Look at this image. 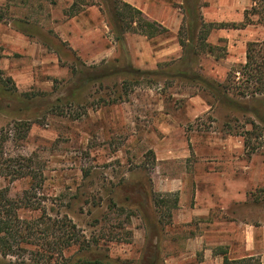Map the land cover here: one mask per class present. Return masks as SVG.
Masks as SVG:
<instances>
[{"label":"rangeland","instance_id":"1","mask_svg":"<svg viewBox=\"0 0 264 264\" xmlns=\"http://www.w3.org/2000/svg\"><path fill=\"white\" fill-rule=\"evenodd\" d=\"M114 1L0 0L3 150L42 176L33 190L0 177L11 200L34 194L16 211L30 236L9 237L0 264H235L249 239L264 244V96L227 94L236 107L213 88L242 80L245 37L264 39V0H249L245 37L210 31L213 54L198 36L217 0H132L167 32L122 43ZM182 26L192 70L213 88L178 74Z\"/></svg>","mask_w":264,"mask_h":264},{"label":"trees","instance_id":"2","mask_svg":"<svg viewBox=\"0 0 264 264\" xmlns=\"http://www.w3.org/2000/svg\"><path fill=\"white\" fill-rule=\"evenodd\" d=\"M114 4H117V8L111 12L113 16V26L112 32L115 36V40L119 43H122L124 40V34L126 33H139L146 38L150 39L160 34L166 33L167 29L164 28L161 24L157 22H152L147 20L141 11L134 8L130 4L114 1ZM249 11H245L244 18L245 20L240 24L235 23H204L202 24V30L199 31L200 35L198 36V44L202 46L203 49H207L208 53L213 54L215 52L216 46L205 44L206 36L209 35L212 29H242L248 25L246 20V16ZM184 31V27L182 26L178 32V43L183 50V60L185 57V61H183V65H185L186 70L179 69L181 78L189 79V80H199L208 84L211 88H213V84L205 81L201 77H199L192 70L191 64V56H194L195 52L191 50L186 44V40L183 39L182 32ZM133 70H131V73ZM239 73L242 77V80H238V84H233L230 86H217L218 88H222V90L218 88H213L214 94L219 97H223L226 100L227 94H232L241 99L253 98L255 99L258 96H264V39L262 41L257 42H249L246 45V55H245V63L239 68L236 73ZM134 73L139 75H152L156 74V72H141L138 70H134ZM190 74L189 76L187 75ZM235 77V76H234ZM213 93V92H212ZM228 101L231 105H235L239 107L238 103L233 101ZM243 108V107H242ZM254 111V110H253ZM254 113V112H253ZM256 117L258 114L254 113ZM0 130V177L8 180L14 181L20 178H29L31 183V190L34 189V185L36 182H41V173H37L32 170V158L25 157H7L5 154L3 147L7 142L6 135L2 133ZM8 137V136H7ZM246 141V140H245ZM246 145V143H245ZM38 180V181H37ZM36 181V182H35ZM31 190H27L24 194L22 200L26 199L30 200L34 194H32ZM25 198V199H24ZM20 199L15 201L11 200L7 196V190H0V255L1 256H9L12 255V247L8 243L9 237L18 236L20 239L27 241L30 236L29 229L27 227H23L25 222L19 220L17 217L16 211L19 207L18 202L22 203ZM165 201L162 199L155 200L154 204L157 207L166 206ZM24 205V204H23ZM24 207H27L26 205ZM177 207V200L173 201L172 208L175 209ZM170 210V209H169ZM169 216L171 215V211L167 213ZM67 228V227H66ZM73 229V226L71 227ZM31 230V229H30ZM75 236V235H74ZM76 237V236H75ZM74 240V238H71ZM23 243H27L24 242ZM72 241V240H71ZM22 242V241H21ZM72 242L65 241L63 250L69 248ZM62 256V254L60 253ZM105 257L100 256H92L84 260L83 264H105ZM252 259V258H250ZM143 264H154V261L144 262ZM224 264H230L226 258H224ZM235 264H247L245 260L236 261ZM259 264V262H258Z\"/></svg>","mask_w":264,"mask_h":264},{"label":"crops","instance_id":"3","mask_svg":"<svg viewBox=\"0 0 264 264\" xmlns=\"http://www.w3.org/2000/svg\"><path fill=\"white\" fill-rule=\"evenodd\" d=\"M127 4L135 5L137 6L134 7L138 9V5L135 4L132 0H126ZM250 6V1L247 0L245 5H241V0H217L216 3L214 4V12L212 15L205 17V19L209 22H217V23H235V24H240L244 20V11ZM141 11L142 9H138ZM142 12V11H141ZM250 27L251 29L254 28V25L247 26ZM224 29H220L221 36H224L226 39H228L226 32L223 31ZM246 28L242 29H236L232 30V35L233 37H245L246 35ZM225 33V34H224ZM254 38L250 37H245L244 44H247L249 41H254ZM212 45H215L217 42H210ZM236 41H233L232 39H229L227 42V47H234ZM261 244V243H260ZM260 244L256 243V240L253 241L252 239L248 240L245 246V251L246 253L242 255L239 259L240 260H245V259H250L253 257H257L259 264H264V244L262 246H259Z\"/></svg>","mask_w":264,"mask_h":264}]
</instances>
